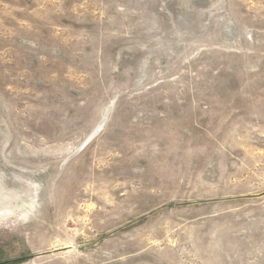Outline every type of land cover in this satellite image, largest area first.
I'll return each mask as SVG.
<instances>
[{"label": "rangeland", "instance_id": "1", "mask_svg": "<svg viewBox=\"0 0 264 264\" xmlns=\"http://www.w3.org/2000/svg\"><path fill=\"white\" fill-rule=\"evenodd\" d=\"M0 264H264V0H0Z\"/></svg>", "mask_w": 264, "mask_h": 264}]
</instances>
